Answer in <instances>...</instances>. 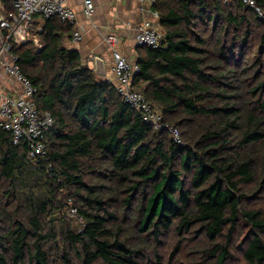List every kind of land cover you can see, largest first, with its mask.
<instances>
[{
    "label": "trees",
    "instance_id": "16d2710c",
    "mask_svg": "<svg viewBox=\"0 0 264 264\" xmlns=\"http://www.w3.org/2000/svg\"><path fill=\"white\" fill-rule=\"evenodd\" d=\"M152 8L163 44L138 46L133 87L183 145L61 45L56 30L68 24L49 18L39 47L10 42L53 125L36 161L0 128V264H152L145 248L161 264L168 232L174 250L202 238L203 264H227L243 224V263L264 264V210L249 204L264 183V22L239 0H155Z\"/></svg>",
    "mask_w": 264,
    "mask_h": 264
},
{
    "label": "built area",
    "instance_id": "2783aa9c",
    "mask_svg": "<svg viewBox=\"0 0 264 264\" xmlns=\"http://www.w3.org/2000/svg\"><path fill=\"white\" fill-rule=\"evenodd\" d=\"M9 7L0 12V70L12 78L18 87L11 92L0 90V128L9 133L13 144L25 142L27 157L31 161L46 156L47 148L45 135L53 125V117L48 111L38 109L35 96L37 87L33 85L19 68L17 56L11 52V44H20L32 41L40 46L36 27L35 16L45 19L57 18L59 22L76 25V13L65 0H8ZM229 0H223L228 2ZM244 8H249L255 16L264 22V11L255 0H239ZM155 0H139L140 10L146 11L148 16L143 18L136 27L135 44L156 49L162 46L164 34L158 25V12L152 8ZM94 5L90 0H85L82 13L90 18ZM81 40L78 28L72 34L74 43ZM106 45L111 49L113 85L116 93L129 107L140 114L142 120L153 129L165 130L172 141L183 145L180 131L163 120L161 111L151 104L144 94L133 87V75L138 71L137 63L131 61L115 48L117 39L109 34L104 38ZM52 168L51 163L46 164L47 171ZM68 214L77 216V210L70 206Z\"/></svg>",
    "mask_w": 264,
    "mask_h": 264
},
{
    "label": "crops",
    "instance_id": "0c3cea01",
    "mask_svg": "<svg viewBox=\"0 0 264 264\" xmlns=\"http://www.w3.org/2000/svg\"><path fill=\"white\" fill-rule=\"evenodd\" d=\"M65 1L76 13V25L73 27L69 25L68 30L59 26L56 33L61 37V45L77 50L82 62L92 69L97 79L113 83L111 49L106 45L104 38L109 34L115 35L117 39L115 48L136 63L137 56L142 51L135 44L136 27L148 13L140 10L139 0H90L94 5V11L90 18H86L82 13L85 0ZM8 7V0H0V12ZM47 20L49 19L35 16L34 26L38 29L36 33L42 30ZM50 20L59 22L57 18ZM75 28H78L81 34V40L76 43L72 41ZM97 58L101 62L97 61ZM17 87V83L0 70V90L11 92Z\"/></svg>",
    "mask_w": 264,
    "mask_h": 264
},
{
    "label": "rangeland",
    "instance_id": "374dc122",
    "mask_svg": "<svg viewBox=\"0 0 264 264\" xmlns=\"http://www.w3.org/2000/svg\"><path fill=\"white\" fill-rule=\"evenodd\" d=\"M199 31H204V28H199ZM204 36L210 33V27L206 32H202ZM229 37V36H228ZM215 36L212 37L210 43L213 44ZM251 43H255V38H252ZM256 54V53H255ZM254 54V56H255ZM259 188V187H258ZM250 205L257 206L264 210V183L260 185L259 192L257 194L254 202H249ZM77 210V209H76ZM68 219L72 222L75 227H79L81 219L78 216L67 215ZM128 222L125 223V226ZM131 225V224H130ZM131 228V227H130ZM247 227L243 224L238 226L235 232L231 236V241L229 244L231 259L228 260L227 264H244L242 261V250L239 247H244L247 237ZM161 246L157 248L160 255L161 264H203L205 263V254L202 252L203 249V239L197 238L195 240H185L183 245L174 250L177 244V238L174 237L172 232L164 233L161 238ZM133 243H138L137 240H133ZM150 255V262L154 264L156 256L153 255L152 248H145ZM175 251V252H174Z\"/></svg>",
    "mask_w": 264,
    "mask_h": 264
},
{
    "label": "water",
    "instance_id": "95a60500",
    "mask_svg": "<svg viewBox=\"0 0 264 264\" xmlns=\"http://www.w3.org/2000/svg\"><path fill=\"white\" fill-rule=\"evenodd\" d=\"M138 46V45H137ZM97 61L101 62V60L99 58L96 59ZM135 74L133 75V78H134Z\"/></svg>",
    "mask_w": 264,
    "mask_h": 264
}]
</instances>
